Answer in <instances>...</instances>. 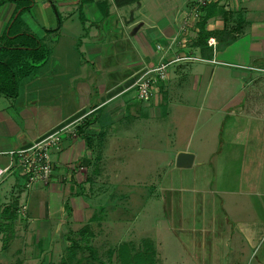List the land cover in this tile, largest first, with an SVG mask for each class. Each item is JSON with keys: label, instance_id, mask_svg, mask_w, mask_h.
<instances>
[{"label": "crops", "instance_id": "obj_1", "mask_svg": "<svg viewBox=\"0 0 264 264\" xmlns=\"http://www.w3.org/2000/svg\"><path fill=\"white\" fill-rule=\"evenodd\" d=\"M196 1L33 0L20 16L12 32L42 48L8 56L18 94H0V169L39 136L86 125L61 136L45 186L26 191L14 169L0 182V264H58L66 237L86 226L89 245L109 261L92 244L94 228L120 231L128 220L118 213L146 199L162 206L164 226L155 237L120 241L130 255L167 264L161 237L173 234L182 264H264V0H217L197 20ZM4 7L12 12L0 37L16 5ZM199 21L215 41L206 57L195 46ZM185 54L201 60L171 66L160 95L136 100L138 72ZM160 142L167 156L174 151L166 176L155 170ZM179 152L193 154L189 168L175 166ZM148 166L153 178L143 182ZM14 204L11 221L2 212Z\"/></svg>", "mask_w": 264, "mask_h": 264}, {"label": "built area", "instance_id": "obj_2", "mask_svg": "<svg viewBox=\"0 0 264 264\" xmlns=\"http://www.w3.org/2000/svg\"><path fill=\"white\" fill-rule=\"evenodd\" d=\"M217 0H197L191 6L193 19H198L200 11L205 6ZM188 24V23H186ZM185 32V30H182ZM176 41V40H175ZM177 42V41H176ZM176 42H172L168 50H172ZM188 41L181 40L178 45L186 46ZM207 45L215 46L214 39L207 40ZM159 49V48H158ZM192 55H175L171 60H162L155 66L142 69L134 78L131 88L134 90L135 98L138 102L148 103L160 93L159 87L166 83L170 67L176 64H187L199 61ZM254 70V68H250ZM77 125L68 124L57 127L33 140L28 146L12 151L10 154L14 158L13 164L0 169V182L6 178L11 170H17L24 180L26 191L38 186H45L53 173V162L51 156L60 150L61 136L64 134L74 135ZM22 217L25 215V207L18 212Z\"/></svg>", "mask_w": 264, "mask_h": 264}, {"label": "rangeland", "instance_id": "obj_3", "mask_svg": "<svg viewBox=\"0 0 264 264\" xmlns=\"http://www.w3.org/2000/svg\"><path fill=\"white\" fill-rule=\"evenodd\" d=\"M12 12V7H4L2 10H0V21H2L3 23L6 22L8 20L9 15H11ZM160 95V94H159ZM149 103V102H148ZM141 104H146L145 102ZM178 138V137H177ZM169 141V138H166ZM183 139V135H180V139H177V141H181ZM160 152H157L156 154H158V161H157V169L155 168L156 172L158 171V174L160 172V175H167L168 173V168L170 165H172V159H173V153L174 151L171 150L170 152V156H167V151H168V146L166 145L165 142H160ZM145 167V166H144ZM150 170H152V168L150 166H148L147 168H144V174H142V180L147 181L148 179H152V175H150L148 172H150ZM141 178V177H140ZM156 178V177H155ZM134 181V180H132ZM101 187L100 190L102 189H106L109 190V184L106 182H103L100 184ZM115 186H118V184H115ZM149 195V192H148ZM137 200V199H135ZM147 200V199H146ZM144 201V200H138L137 204L133 207V209L129 212H124V211H120L117 215L118 218H122V220L126 221L128 220V222H124V224L122 225L121 230L119 231L118 227H113V228H107V230L103 231H98L96 228H94V232H96L98 234V232H100V234H98V239L95 241V243L92 242V244L94 245V247L100 252L103 251V253L101 255H103L105 253L104 250H107L111 257L108 261V256L103 255L102 259H99L96 255V257L103 262V264H108L107 261L109 262V264H120L121 259L118 261L115 258V255H117L116 253L118 252V249L120 248L118 246V244H120V241H124V239H128L129 241H132L133 239H138L143 236V235H147L150 238L155 237L157 230L160 231V228L163 227V222L160 220L158 221L157 219V215L159 216L160 213V209H162V206H158L157 204L153 203V202H148V201ZM93 206H97L98 204H100V202H97V200L93 201ZM137 208V209H136ZM86 219V218H85ZM88 219V218H87ZM127 229H130V235H127L129 232H126ZM106 233V236H104V234ZM119 233L122 234L121 238L119 237ZM125 233V234H124ZM73 239H75V241L81 242L80 243V247L81 249H71L70 245H66L65 246V250H64V258L67 259L68 256V251L72 252V258L70 261V264H99V261H93L90 258L89 252L84 249V246L86 243H84V240H80L79 237L76 235V233L73 235L72 237ZM104 238H109L111 241V246L110 248L105 246L102 242L104 240ZM123 238V239H122ZM163 238V242H164V246L162 247V245L160 246L163 249V254L161 256V259H166V263L167 264H182L183 262V257L181 255H179L178 251L175 249V244L177 243V239L174 237L173 234H171L169 236V238L167 237V235H162ZM116 244V245H113ZM67 246H70L69 248H67ZM67 248V249H66ZM31 248L32 253L37 254L38 249H33ZM35 250V251H34ZM59 250V249H58ZM161 250V249H160ZM106 251V253H107ZM162 251V250H161ZM262 251V250H261ZM32 255V254H31ZM114 256V257H113ZM118 258V257H117ZM13 264H17V263H13ZM49 264H53V263H49ZM184 264V263H183ZM253 264V263H252Z\"/></svg>", "mask_w": 264, "mask_h": 264}, {"label": "trees", "instance_id": "obj_4", "mask_svg": "<svg viewBox=\"0 0 264 264\" xmlns=\"http://www.w3.org/2000/svg\"><path fill=\"white\" fill-rule=\"evenodd\" d=\"M5 3H13L16 5V9L10 18L8 24L6 25L2 36L0 37V94L7 97V98H16L18 94V87L15 78V73L12 68V61L8 59V56L11 55L15 51L20 52H36L42 48V45L35 36L27 33H13V27L19 22L20 16L29 10L33 6V0H1L0 6L4 5ZM197 37L195 41V46L201 49V56L203 55L206 57V42H207V34L204 30V22L199 21L197 23ZM54 30H47V32H52ZM210 54V53H209ZM164 85L162 84L159 87L160 93L163 91ZM86 122L82 123L78 127L76 126L75 132H82V129ZM3 216L7 213H11L10 220L13 221L17 215L16 205L14 204L11 207H7L3 210ZM2 216V217H3ZM80 240H84L86 243L84 249L89 252L90 258L95 262L99 261V264H103L97 257V251L93 249L89 245V235L91 233L88 230V227L82 228L80 231L76 233ZM82 240V241H83ZM66 241L68 242L67 245L71 246V249H81L80 243L75 241V239L66 237ZM70 246H67L69 248ZM66 248V249H67ZM132 251L128 246H121L116 253V259L120 261V264H154L150 261L149 257L142 254H134L130 255V251ZM68 258L65 259L64 256L60 263L58 264H70L71 258L73 253L68 251ZM118 257V258H117Z\"/></svg>", "mask_w": 264, "mask_h": 264}, {"label": "water", "instance_id": "obj_5", "mask_svg": "<svg viewBox=\"0 0 264 264\" xmlns=\"http://www.w3.org/2000/svg\"><path fill=\"white\" fill-rule=\"evenodd\" d=\"M193 154L187 152H179L175 158V166L181 169H187L193 161Z\"/></svg>", "mask_w": 264, "mask_h": 264}]
</instances>
